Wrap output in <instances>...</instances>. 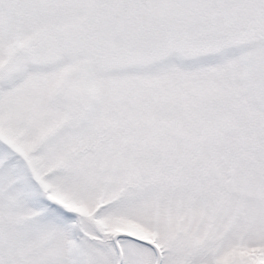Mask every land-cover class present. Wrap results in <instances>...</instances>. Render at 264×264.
<instances>
[{
    "label": "rangeland",
    "instance_id": "374dc122",
    "mask_svg": "<svg viewBox=\"0 0 264 264\" xmlns=\"http://www.w3.org/2000/svg\"><path fill=\"white\" fill-rule=\"evenodd\" d=\"M146 242L264 264V0H0V264Z\"/></svg>",
    "mask_w": 264,
    "mask_h": 264
},
{
    "label": "water",
    "instance_id": "95a60500",
    "mask_svg": "<svg viewBox=\"0 0 264 264\" xmlns=\"http://www.w3.org/2000/svg\"><path fill=\"white\" fill-rule=\"evenodd\" d=\"M118 234H115L113 237H112V240H113V243L115 244V246H117V238H118ZM149 243V242H148ZM150 244V243H149ZM153 248H154V250H155V252H156V262H155V264H160V261H161V254H160V252H159V249L155 246V245H152V244H150ZM118 258H119V262H120V260H121V254L119 253V255H118Z\"/></svg>",
    "mask_w": 264,
    "mask_h": 264
},
{
    "label": "trees",
    "instance_id": "16d2710c",
    "mask_svg": "<svg viewBox=\"0 0 264 264\" xmlns=\"http://www.w3.org/2000/svg\"><path fill=\"white\" fill-rule=\"evenodd\" d=\"M263 14V13H262ZM262 18H263V16H262Z\"/></svg>",
    "mask_w": 264,
    "mask_h": 264
},
{
    "label": "flooded vegetation",
    "instance_id": "af4514ba",
    "mask_svg": "<svg viewBox=\"0 0 264 264\" xmlns=\"http://www.w3.org/2000/svg\"><path fill=\"white\" fill-rule=\"evenodd\" d=\"M137 240V239H136Z\"/></svg>",
    "mask_w": 264,
    "mask_h": 264
}]
</instances>
